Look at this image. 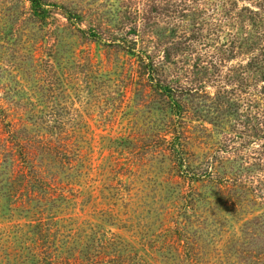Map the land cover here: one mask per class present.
I'll list each match as a JSON object with an SVG mask.
<instances>
[{
    "label": "rangeland",
    "instance_id": "rangeland-1",
    "mask_svg": "<svg viewBox=\"0 0 264 264\" xmlns=\"http://www.w3.org/2000/svg\"><path fill=\"white\" fill-rule=\"evenodd\" d=\"M38 1L0 0V264H264V0Z\"/></svg>",
    "mask_w": 264,
    "mask_h": 264
},
{
    "label": "trees",
    "instance_id": "trees-1",
    "mask_svg": "<svg viewBox=\"0 0 264 264\" xmlns=\"http://www.w3.org/2000/svg\"><path fill=\"white\" fill-rule=\"evenodd\" d=\"M33 9V14L34 15H39V13L41 12H37L38 8H40V4L38 0H29ZM38 13V14H37Z\"/></svg>",
    "mask_w": 264,
    "mask_h": 264
}]
</instances>
